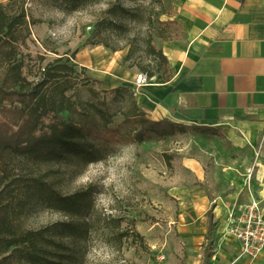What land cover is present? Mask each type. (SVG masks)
I'll use <instances>...</instances> for the list:
<instances>
[{
    "label": "rangeland",
    "instance_id": "374dc122",
    "mask_svg": "<svg viewBox=\"0 0 264 264\" xmlns=\"http://www.w3.org/2000/svg\"><path fill=\"white\" fill-rule=\"evenodd\" d=\"M183 1L93 0L69 11L63 0H18L28 19L18 43L23 74L36 83L47 63L62 57L71 65L64 95L73 106L61 113L105 148L101 159L90 162L13 154L4 161L15 185L11 196L24 201L13 225L20 231L47 228L49 242L42 247H57L53 264H203L209 243V264H264V249L253 258L241 256L238 239L227 231L230 214L237 222L248 204L256 202L264 218V123L252 126V142L183 125L173 134L141 139L129 131L134 111L160 119L138 106L143 82L136 80L146 76L143 67H155L148 41L161 48L159 33L173 37L166 41L182 37ZM173 18L177 24L161 23ZM102 126L118 127L125 139H108L105 129L96 130ZM38 181L64 195L84 193L86 206L77 215L52 209ZM209 210L215 221L211 240ZM0 264L29 263L10 249Z\"/></svg>",
    "mask_w": 264,
    "mask_h": 264
},
{
    "label": "trees",
    "instance_id": "16d2710c",
    "mask_svg": "<svg viewBox=\"0 0 264 264\" xmlns=\"http://www.w3.org/2000/svg\"><path fill=\"white\" fill-rule=\"evenodd\" d=\"M92 1L63 0L65 8L69 11L81 8ZM124 11L121 10L122 13ZM161 23L169 26L178 22L173 18ZM27 29V15L23 6L18 5V0L0 3V256L12 249L18 250L19 257L24 258L29 264H53L57 256V247H42L44 241L49 242L47 228L20 231L13 225V221L24 208V201H15L11 196L15 185L8 181L4 161L8 154H13L46 161L76 159L90 162L101 159L105 148L87 140L82 135L79 124L71 118H64L61 113L64 110L70 111L73 106L70 99L64 95L68 89L65 77L72 70L71 65L63 61L62 57L47 63L42 67L40 80L36 83L29 81L23 74V61L18 56V43L23 41ZM158 36L165 41L173 38L169 33H159ZM95 43L109 46L100 40ZM148 48L149 53L156 58L155 67L150 70L143 67L141 71L149 78L160 73L163 79H168L171 69L162 49L156 48L151 41H148ZM128 57L129 53L125 60ZM114 90H119V87ZM131 118L129 131L135 133L139 139L142 134L147 136L154 133L173 134L180 126L168 118L153 120L135 111L131 113ZM188 127L200 133L214 132L213 128L203 126ZM103 129L108 133V139H125L118 134V127L102 126L96 130L101 132ZM47 185L45 181H38L36 187L44 195L43 201L52 209L77 215L86 206L84 193L64 195ZM73 228L75 227L66 229L67 234L73 233ZM214 228L213 213L209 210L207 238L210 240ZM210 247L211 243L204 252L203 264H209Z\"/></svg>",
    "mask_w": 264,
    "mask_h": 264
},
{
    "label": "crops",
    "instance_id": "0c3cea01",
    "mask_svg": "<svg viewBox=\"0 0 264 264\" xmlns=\"http://www.w3.org/2000/svg\"><path fill=\"white\" fill-rule=\"evenodd\" d=\"M183 7L182 37L161 45L171 74L139 85L138 106L154 119L252 142V126L264 123V0H184Z\"/></svg>",
    "mask_w": 264,
    "mask_h": 264
},
{
    "label": "built area",
    "instance_id": "2783aa9c",
    "mask_svg": "<svg viewBox=\"0 0 264 264\" xmlns=\"http://www.w3.org/2000/svg\"><path fill=\"white\" fill-rule=\"evenodd\" d=\"M146 76L137 75L138 84L146 83ZM239 221V222H238ZM234 221L231 213L228 218L227 231L238 239L240 246V255L245 257H256L264 249V218L259 212V206L256 202L246 206L243 217Z\"/></svg>",
    "mask_w": 264,
    "mask_h": 264
},
{
    "label": "bare ground",
    "instance_id": "6f19581e",
    "mask_svg": "<svg viewBox=\"0 0 264 264\" xmlns=\"http://www.w3.org/2000/svg\"><path fill=\"white\" fill-rule=\"evenodd\" d=\"M140 81H145V80H140ZM140 85H144V83L143 84H140Z\"/></svg>",
    "mask_w": 264,
    "mask_h": 264
}]
</instances>
